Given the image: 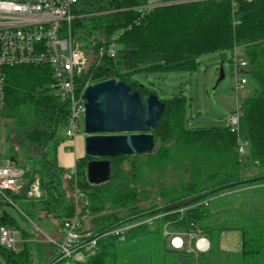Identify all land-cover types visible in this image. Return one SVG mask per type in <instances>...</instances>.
Here are the masks:
<instances>
[{
  "label": "trees",
  "instance_id": "trees-1",
  "mask_svg": "<svg viewBox=\"0 0 264 264\" xmlns=\"http://www.w3.org/2000/svg\"><path fill=\"white\" fill-rule=\"evenodd\" d=\"M157 2L163 5L143 13L137 8L145 5L147 0H79L73 10V34L79 43L85 37L88 54L81 84L85 80L94 84L115 79L127 83L132 92L139 91L145 99L146 95L157 93L152 88L141 87L134 79L135 75L193 72L198 69L201 56L219 53L225 59L226 53L234 56L235 49L241 48L248 65L239 73L247 74L257 88L242 106L256 159L253 168L259 173L242 175L246 171L243 162L248 158L238 153L237 133L225 126L190 128L187 99L176 96L161 99L166 110L158 127L151 131L157 140L156 152L112 158L110 181L99 186L90 185L86 169L91 158L86 156L77 160L75 176L59 167L56 161L55 151L64 140L59 137V132L66 126L69 111L66 102L51 94L53 78L50 67L23 65L6 68L5 106L1 119L14 122L5 140L10 156L8 165L24 171L26 190L38 180L44 192L42 198L30 201L31 220L53 219L60 234L49 237L60 240L63 224L75 217L80 202L81 234H89V241L97 239L94 255L88 256L84 262L69 264H107L109 257L115 258L109 249L116 243L149 234L160 235L165 224L172 230L192 232L200 228L205 233L202 222L205 217H210V203L195 206L219 199L218 195L237 187L264 184L263 179L237 185L187 206L189 210L182 218L168 213L155 214L167 215L153 228L144 225L122 236L112 234L115 229L155 216L152 212L160 207L228 184L264 177V0L250 3L244 0ZM88 21L91 27L86 25ZM115 37L116 58L107 55L100 58V48L108 47ZM229 63L233 68V60ZM49 147L54 149L51 157L46 151ZM2 152L0 149V155ZM11 158L15 159L16 165L10 162ZM142 159H146L147 166L160 171L184 163L189 181L163 185L158 198L151 199L150 192L140 183L139 161ZM127 160H131L128 171L122 167ZM3 165L0 160V166ZM16 198L27 199V196L24 193ZM3 204L1 201L0 227H16ZM89 217L92 219L88 225ZM252 233L254 237L248 238ZM242 240V256L246 264L264 255V230L245 228ZM50 246L55 251L54 245ZM0 249L7 264H31V248L26 247L21 252ZM54 256L55 252L45 264H64L65 261L52 263Z\"/></svg>",
  "mask_w": 264,
  "mask_h": 264
},
{
  "label": "rangeland",
  "instance_id": "rangeland-1",
  "mask_svg": "<svg viewBox=\"0 0 264 264\" xmlns=\"http://www.w3.org/2000/svg\"><path fill=\"white\" fill-rule=\"evenodd\" d=\"M86 25L91 27L89 21ZM71 35L73 39H76L73 34V23ZM80 44L84 48L87 46L84 36L80 40ZM235 53L239 58L245 60L241 48L235 49ZM232 55V53H226L225 59L219 53L203 55L199 59L198 69L193 72L142 73L135 75L134 79L139 82V85L154 89L160 100L184 96L188 102L187 124L190 128L229 127V118L236 111L237 105L239 103L242 104L245 99L252 96L257 90L256 85L247 74L239 73V77L247 79V84L243 90L235 91V75L232 65L229 63V60H233ZM220 67H223L224 70V79L222 80H220ZM11 126H14V122L0 118V149L3 151L0 155V160L4 164L3 166L9 164L10 156L7 153L5 140ZM80 129L82 133L85 131L84 116L80 118ZM59 137L63 139L64 129L60 130ZM238 138L244 145L247 143L244 156L248 159L243 162L246 171L242 175L244 177L254 176L259 171L253 168L256 164V159L249 142L248 128L244 116L239 121ZM156 148L158 149V145ZM46 151L49 157H51L52 153L54 154L52 147L47 148ZM130 161L127 160L122 165L127 171L130 170ZM145 161L146 159L139 161L141 168L140 183L143 184V189L145 188L150 192L151 199L155 200V198H158L163 185H178L189 181L184 163L169 166L160 171L156 167L147 166L148 163ZM29 163L32 164V162ZM248 169L250 170L248 171ZM236 189H239V187L218 195L219 199H210L212 200L208 207L210 217H205L202 222V226L206 228L205 237L211 246L208 253L203 254V256L200 255L201 260L206 261V264H246L242 256V230L245 228L258 231L264 230V202L258 199H246L244 201V196H235ZM235 199L241 201V209L235 210ZM30 201L33 200L16 198L14 205L3 204V206L9 217L13 218L17 224L16 227L12 228L17 234L16 237L19 243L16 246L17 250H21L20 245L23 243L21 235L17 231L19 229L25 230L34 239L32 244H30L31 260L34 261L32 264H41L35 238L45 239L46 237L42 234L54 235L57 224L53 219H44L43 221L33 219V222L29 209L31 207ZM80 208L81 204L79 202V210ZM221 209H227V211L219 212ZM91 219L87 220L86 224L89 225ZM155 236L153 235V238ZM156 237H159L160 244H163V239H161L163 238L162 231ZM252 237H254V233L248 235V238ZM109 252L115 258L109 257L107 264H173L171 254H175L166 255L154 244L152 239L145 236L125 241V243L119 241L113 248L109 249ZM189 261L192 262L190 259ZM263 261L264 255L254 259L249 264H264L262 263ZM0 262L5 263L1 249ZM66 263L68 264L69 260L64 262V264Z\"/></svg>",
  "mask_w": 264,
  "mask_h": 264
},
{
  "label": "built area",
  "instance_id": "built-area-1",
  "mask_svg": "<svg viewBox=\"0 0 264 264\" xmlns=\"http://www.w3.org/2000/svg\"><path fill=\"white\" fill-rule=\"evenodd\" d=\"M244 1L250 3L254 0ZM78 3L79 0H0V118L5 106L4 70L23 65H46L52 72L51 94L68 104L69 113L64 128V139L73 141L79 136L80 118L85 114L84 94L92 83L89 80L83 81L82 84L80 82L88 65V54L82 44L71 35L72 23L75 20L73 10ZM162 5L157 0H147V3L137 10L143 13L151 12ZM115 40L116 37L108 47L100 48V58L104 55L112 59L116 58ZM247 65V61L239 58L234 52L235 91L243 90L247 84L245 77H239V72ZM242 105L243 103H239L236 111L229 118L231 131L237 134L240 118L244 116ZM245 145L238 139V153L241 156L245 155ZM71 174L73 176L77 174L76 166ZM26 185L23 170L10 165L0 166V199L3 203L14 205V197L24 193L26 196L29 195ZM251 188L264 190V184L254 185ZM210 201L212 200L201 202L194 208L207 206ZM188 210V207H181L167 213L182 218ZM165 215H155L129 226L120 227L112 231V234L122 236L127 231L144 225L153 228ZM81 228L82 223L77 211L73 219L63 224L60 240L46 237L47 242L55 247L52 263L67 260L69 263L84 262L88 256L94 255L93 249L97 246V239L89 241L90 235L81 234ZM16 236L12 228L1 226L0 247L15 251L18 242ZM162 236L172 250L186 252L196 258L210 251V242L200 228L186 232L172 230L168 224H165L162 228Z\"/></svg>",
  "mask_w": 264,
  "mask_h": 264
},
{
  "label": "water",
  "instance_id": "water-1",
  "mask_svg": "<svg viewBox=\"0 0 264 264\" xmlns=\"http://www.w3.org/2000/svg\"><path fill=\"white\" fill-rule=\"evenodd\" d=\"M222 79L224 70L220 67V80ZM84 99L85 154L91 158L87 164L86 177L90 185L99 186L110 181V159L152 155L156 152L157 140L151 131L158 127L166 110L165 102L156 94L150 93L143 99L141 93L132 92L127 83L108 79L90 85L85 91ZM10 162L17 164L13 158ZM263 179L264 177L253 178L212 189L160 207L152 214L187 207L219 191Z\"/></svg>",
  "mask_w": 264,
  "mask_h": 264
},
{
  "label": "crops",
  "instance_id": "crops-1",
  "mask_svg": "<svg viewBox=\"0 0 264 264\" xmlns=\"http://www.w3.org/2000/svg\"><path fill=\"white\" fill-rule=\"evenodd\" d=\"M85 138H86L85 132L82 133V131H80L79 136L75 140L70 141V140L64 139L61 141L60 145L58 146V148L55 151V157H56V161H57L59 167L71 172L72 169L76 166L77 160L86 157V154H85ZM28 190H29L30 194L27 195V199H30V200L40 199L44 195V192L40 189L38 180L36 181L35 185L31 186L30 189H28ZM239 195L240 196L242 195L245 197L244 201L246 199L247 200H257L258 199V200H262L264 202V190L263 189H254L251 187L239 188V189L235 190V196L238 197ZM81 201L84 202L83 197L81 198ZM252 203L255 204L256 202H252ZM241 208H242L241 201L239 199H235V210H238ZM77 211H78V213L80 212L79 205L77 206ZM221 211H227V209L219 210V212H221ZM17 232H19V234L21 235V241L23 243L20 245L21 250L18 251L17 247H16L15 251L21 252L26 247L30 248L31 247L30 244H32V242L34 241V239L32 238L33 236H31V234L25 230L19 229V231H17ZM59 234H60V229L58 230V226H56V231H55L54 235H52V236L48 235V234H46V235L42 234V235L45 237H49V236L53 237V236H58ZM153 235L157 236L158 234H149V235H145V237L152 239L154 244L161 251H163L166 255H169L171 253H175V254H171L173 264H206V261L201 260L202 259L201 256H199L200 258H196L192 254L174 251L169 247V244L165 239L161 238V239H163V244H160L159 237L155 236L153 238ZM35 241L37 242V248H38L39 256L41 258V264H45L46 262H48L53 257L54 250L50 246V244L47 242V240H44L41 238H37V239L35 238ZM121 242L125 243V241H122V240H121ZM18 244L19 243L17 242V245ZM202 256H203V254H202ZM189 259L192 262H190ZM33 262L34 261H31V264Z\"/></svg>",
  "mask_w": 264,
  "mask_h": 264
}]
</instances>
